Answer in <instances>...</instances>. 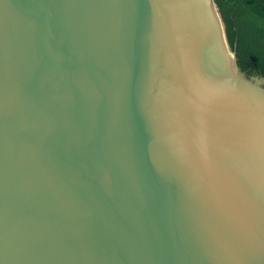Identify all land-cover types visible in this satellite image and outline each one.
<instances>
[{
  "label": "water",
  "instance_id": "95a60500",
  "mask_svg": "<svg viewBox=\"0 0 264 264\" xmlns=\"http://www.w3.org/2000/svg\"><path fill=\"white\" fill-rule=\"evenodd\" d=\"M0 264H264V77L213 0H0Z\"/></svg>",
  "mask_w": 264,
  "mask_h": 264
},
{
  "label": "trees",
  "instance_id": "16d2710c",
  "mask_svg": "<svg viewBox=\"0 0 264 264\" xmlns=\"http://www.w3.org/2000/svg\"><path fill=\"white\" fill-rule=\"evenodd\" d=\"M239 69L264 77V0H213Z\"/></svg>",
  "mask_w": 264,
  "mask_h": 264
}]
</instances>
